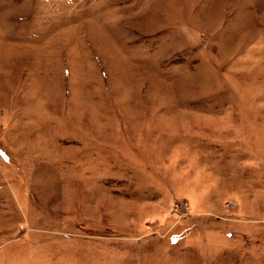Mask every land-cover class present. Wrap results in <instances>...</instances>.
<instances>
[{"label":"rangeland","instance_id":"rangeland-1","mask_svg":"<svg viewBox=\"0 0 264 264\" xmlns=\"http://www.w3.org/2000/svg\"><path fill=\"white\" fill-rule=\"evenodd\" d=\"M0 264H264V0H0Z\"/></svg>","mask_w":264,"mask_h":264}]
</instances>
